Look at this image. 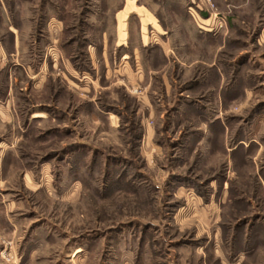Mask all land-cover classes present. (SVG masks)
<instances>
[{
  "label": "rangeland",
  "instance_id": "374dc122",
  "mask_svg": "<svg viewBox=\"0 0 264 264\" xmlns=\"http://www.w3.org/2000/svg\"><path fill=\"white\" fill-rule=\"evenodd\" d=\"M194 1L0 0V264H264V0Z\"/></svg>",
  "mask_w": 264,
  "mask_h": 264
},
{
  "label": "crops",
  "instance_id": "0c3cea01",
  "mask_svg": "<svg viewBox=\"0 0 264 264\" xmlns=\"http://www.w3.org/2000/svg\"><path fill=\"white\" fill-rule=\"evenodd\" d=\"M201 1V0H200ZM196 3V7L197 5L199 6L198 8L200 9L201 7V2ZM187 0H170V4H169V9H170V18L172 19V21L174 22V24L176 25V28L172 29L175 30H168L167 27H164L163 25H161L158 20L156 21L157 27L155 28V34H153V36L155 37V40L153 43L158 44L159 47H161V49L163 50V52H168L170 50V48L172 49V46L174 47L176 44L175 39H173V37H177V36H186L188 38V42L191 45H195V42L198 46H202V42H197L196 40V33L193 30L190 29L189 27V23H192V20L190 18V15L188 13V11L185 10V6H186ZM176 5V6H174ZM167 8V10L169 11V9ZM175 8H178L179 10H182L181 13L176 12ZM202 11V9H201ZM201 16H204L205 13H200ZM142 23V22H141ZM60 25L62 27V24L60 22ZM152 26V25H151ZM9 34H11V44L10 50H16V42H15V33L12 30H8ZM101 33V48H100V54L102 59L105 57V50H106V41L104 38V34L103 32ZM127 34V33H126ZM118 36V35H117ZM126 37V36H125ZM125 37L122 38L119 41V45L117 47H124L126 48V42H129V38L130 36H128V38ZM151 43V44H153ZM6 41H4L3 37L0 35V124L6 123L9 125H14V122H16L18 124V121H15L16 119H21L22 117H24V115H22V112L19 111L17 114V110H15L14 105H18V101L19 98L17 96V85H16V79L13 77V72H12V68L7 66L6 61H4V59L6 58V56L11 55V51L9 52L7 49V45H6ZM144 45V43H143ZM203 47V46H202ZM123 48V56H126L125 50ZM89 52V51H88ZM90 55V52H89ZM104 55V56H103ZM91 58V56H90ZM92 59V58H91ZM104 64L106 63L105 60ZM124 67H126L125 63ZM42 69V68H41ZM39 72L36 73V75H38ZM27 75V74H26ZM28 78H30L29 81V87H28V92H35V91H42L45 89L46 84L49 82L48 76L46 75V73L44 72L43 75H38V80L37 82H35V73H33L32 76L27 75ZM140 80V79H139ZM130 82V81H129ZM64 85L67 87V79L66 82H63ZM17 91V92H16ZM37 107H32L31 109H29L27 111V115L26 120L30 121V120H34L36 118H40L42 120H44L45 117L47 116H38V117H32V114L35 112H44V111H40L38 109H36ZM14 115H16V117L14 118ZM49 116V114H48ZM11 121V122H10ZM24 123H22L23 125Z\"/></svg>",
  "mask_w": 264,
  "mask_h": 264
},
{
  "label": "bare ground",
  "instance_id": "6f19581e",
  "mask_svg": "<svg viewBox=\"0 0 264 264\" xmlns=\"http://www.w3.org/2000/svg\"><path fill=\"white\" fill-rule=\"evenodd\" d=\"M38 116H41V112H35L33 113L32 117H38Z\"/></svg>",
  "mask_w": 264,
  "mask_h": 264
},
{
  "label": "built area",
  "instance_id": "2783aa9c",
  "mask_svg": "<svg viewBox=\"0 0 264 264\" xmlns=\"http://www.w3.org/2000/svg\"><path fill=\"white\" fill-rule=\"evenodd\" d=\"M206 2H209V0H206ZM209 4V3H208ZM222 20V19H221ZM223 21V20H222Z\"/></svg>",
  "mask_w": 264,
  "mask_h": 264
}]
</instances>
